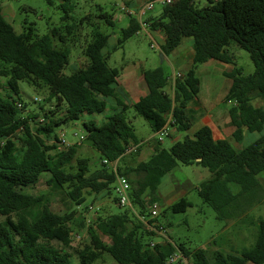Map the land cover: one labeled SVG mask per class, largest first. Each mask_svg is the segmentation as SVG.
Instances as JSON below:
<instances>
[{
  "label": "trees",
  "instance_id": "1",
  "mask_svg": "<svg viewBox=\"0 0 264 264\" xmlns=\"http://www.w3.org/2000/svg\"><path fill=\"white\" fill-rule=\"evenodd\" d=\"M55 1L46 0L50 6ZM194 1L164 4L158 17L145 22L150 30L164 34L163 55H169L183 39L191 38L195 52L193 68L182 78H176L173 97L165 91L170 79L161 67L144 71L148 93L131 106L119 98L120 72L108 65V55L104 53L109 35L94 31L84 50L88 63L70 75L65 73L71 56L67 37L77 26L71 15L75 8L71 0H60L65 31L54 28L36 39L31 38L33 28L17 33L5 18L0 3V216L4 218L0 220V264H74V255L79 264H96L104 260L105 254L118 264H168L177 252L191 264H264V219L258 221L257 239L250 249L241 254L217 250L210 257L203 248L191 249L169 240L152 244L145 236L155 233L144 225L150 216L147 203L158 202L155 195L161 180L180 164H198L209 170L210 178L199 184L197 193L213 208L219 221L237 219L264 202L263 181L259 178L264 173V134L236 150L227 140L216 141L211 128L204 126L193 138L186 136L168 149L158 142L147 161L122 172L109 171L106 164L90 172L87 158H77L75 168L72 161L78 144L66 149L58 146L62 143L58 127L105 113L108 98L116 102L117 111L102 123L95 119L83 121L86 140L103 161L114 163L130 149H139L140 141L126 115L130 108L155 133L168 123L185 132L189 128L185 122L186 104L200 93L197 66L211 60L232 63L233 56L227 50L232 41L249 53L255 67L247 76L237 68L225 74L231 84L224 101L235 103L229 109L233 135L239 141L244 128L251 133L263 132L264 0H208L200 8L195 7ZM101 17L107 25L115 24L108 14ZM142 28L141 21L131 17L118 44ZM2 78L7 80L4 88ZM21 81L47 87V99L55 103L56 110L45 113L42 120L37 114L27 113L18 100ZM256 100L263 104L255 105ZM43 174H49L48 183L54 190H68V199L75 205L85 203L86 189L96 194L109 191L114 189L117 176L135 175L136 179L129 182V197L139 215L134 218L128 210L98 217L86 225L84 218H75V212L57 211L43 195L23 191ZM115 201L118 203L117 197ZM191 206L186 198H181L169 209L184 213ZM76 228H86L88 240L81 249L72 246ZM102 236L110 242L106 243Z\"/></svg>",
  "mask_w": 264,
  "mask_h": 264
},
{
  "label": "rangeland",
  "instance_id": "2",
  "mask_svg": "<svg viewBox=\"0 0 264 264\" xmlns=\"http://www.w3.org/2000/svg\"><path fill=\"white\" fill-rule=\"evenodd\" d=\"M148 2L150 1L71 0V3L75 6L71 15L75 18L77 26L71 31V36L67 37V45L71 48V56L70 64L65 73L70 75L73 71L84 67L88 63L84 50L92 40L94 31L99 30L110 36L104 53L108 55V65L120 72L117 90L118 96L129 95L131 99L128 100L131 102V100L134 101L136 97L141 95L143 93L141 87L144 84H142L143 81L140 76L141 73L147 70L161 67L169 77V81H175L174 76L180 73V71L185 70H182L175 61H171L170 59L162 60L164 57L160 49L161 39L153 31L145 29L146 27L142 28L136 35L125 40L121 45L118 44L119 39H122L121 32L128 27L131 17H135L141 22H146L150 18L158 17L162 13L163 4L160 1L156 0L152 2V10L146 9ZM0 3L5 18L14 26L17 33L27 32L28 28H33L31 38L36 39L50 33L54 28H59L61 33L65 31L64 23L61 21L63 11L60 8V0H56L52 6L48 5L46 0H0ZM207 3L208 0L194 1V5L197 8L203 7ZM144 10L145 13L142 15L141 13ZM105 13L111 19L113 17L115 22L113 26L107 25L102 19L101 16ZM109 17L107 18L109 19ZM81 19H83V22L79 23ZM56 44L59 45L57 41ZM227 50L233 56V62L224 64V67H227L228 70L241 69L244 76L250 75L255 71L254 64L246 50L233 41L227 47ZM209 65H205L207 67L203 66V64L198 65L200 67L198 71L200 93L196 98L198 101L195 99L188 106L198 105L201 107L203 113L211 112L218 117H222L223 113H227L230 108V105L222 101V95L227 92L231 80L222 73L215 72L211 67L215 66L214 64L210 65V67ZM203 68L209 69V71H205ZM6 82V79H1L3 88L6 87ZM173 88L174 86L170 83L166 91L172 94ZM48 95L49 90L45 86L35 87L25 81L19 82L18 100L25 106L27 113L37 114L39 120H42L45 113L51 114L52 111L56 110L55 103L48 101ZM107 103L108 108L105 113L93 117L85 116L82 120L70 122L57 128L59 138L62 140V143L57 144L60 149H66L74 144H78L79 146L77 155L72 161L73 167L76 168L77 158H87L90 163V172L103 168V164L105 163L101 155L86 140L87 132L83 126V121L95 119L98 123H102L107 116L119 109L112 98H108ZM254 104L261 106L263 102L256 100ZM126 115L129 123L134 127L135 134L140 142L144 143L148 141L154 147L158 145V142H160L159 135L153 131L151 125L142 116L138 115L133 108L128 109ZM188 133L187 131L182 132L181 139L185 138ZM260 136V133L248 134V137L241 144L242 147L256 141ZM162 140L159 146L166 149L170 148L171 140L166 137H163ZM52 143L53 141L48 142L49 145ZM233 145L237 147L234 142ZM148 156L149 152H146V150L142 149L134 153L133 149H130L120 159L111 165H106H108L109 171L116 172L120 170L122 172L128 167H135L138 163L147 161L149 159ZM197 170L198 167L196 166L180 164L172 173L163 178L155 195L162 211L157 218L151 219L149 216L144 220V225L148 229H152L151 226H156V231L152 230L155 236H145V240L148 242L160 241L161 238L158 233L166 231L167 236L173 243L184 244L191 249L203 248L210 257L213 253L211 249L214 245V240H223L226 222L217 219L213 208L199 197L196 189L188 190L185 196H180L178 199L180 200L185 197L192 204L184 213L172 212L164 200L167 195H170L174 191L175 186H185L187 183L197 186ZM199 170L203 169L199 168ZM49 178V174H43L35 184L24 187L23 191L32 195H43L49 200L53 209L57 211L62 213L75 212V218L77 220L84 218L86 225L98 217H105L128 210H130L134 218H137L136 216L139 215V209L132 206V204L130 207L125 208L118 205L115 201L117 195L112 187L109 191L98 194L90 189H86L84 191L85 203L75 205L68 199L66 194L68 190H54L48 183ZM259 178L263 181L264 187V173ZM127 179L129 182H132L136 177L135 175H130ZM151 204L147 203V212H149ZM133 217L131 216L134 220ZM262 219H264V202L243 216L238 228L246 231L247 237L244 241L238 242L239 251L244 248L248 250L255 244L258 233V221ZM0 220H4V218L0 216ZM148 221L152 223L149 225ZM102 237L106 243L110 242L109 238ZM87 240L86 228H76V234L72 239V246L75 249H81L85 246ZM53 244L56 247H60L56 242H53ZM103 259V261H98L96 264H118L108 254H105ZM73 263L79 264L75 255ZM175 264L191 263L190 260L186 259L178 261Z\"/></svg>",
  "mask_w": 264,
  "mask_h": 264
},
{
  "label": "crops",
  "instance_id": "3",
  "mask_svg": "<svg viewBox=\"0 0 264 264\" xmlns=\"http://www.w3.org/2000/svg\"><path fill=\"white\" fill-rule=\"evenodd\" d=\"M145 29L150 30L149 27H147ZM153 32L161 39L160 40L161 41L160 46H162L164 44V42H165L164 34L161 31H159V30L153 31ZM186 39H188V40H186ZM160 49H161V47H160ZM194 55H195V52H194V48H193V40L191 38H185L178 45V47H176L169 55H163V57H164L163 61L166 60V59H170L171 61L177 62L179 64L180 68L182 70H185V71H180V74L185 76L187 74V72L193 68ZM211 63L215 65V66H211L215 70V72L222 73L224 76H226L225 75L226 73H229V72H231L233 70V69L232 70L231 69L228 70L227 67L223 66L224 64H222V63H220L218 61H214V60H211V61H209L207 63H204L203 66H205V65L208 66V64L212 65ZM210 65H209V67H210ZM207 66H205V67H207ZM199 69H200V67L197 66V68H196L197 76H198V73H199L198 72ZM203 69H205V68H203ZM205 71H209V69H205ZM140 77H141L142 81L144 82V83L142 82V84H144V86L141 87L142 90H143V93H141V95L136 97V99H134V101L131 100V102H130V100H128V99H131L130 98L131 96H129V95H127V96H123V95L119 96V98L122 101H124L126 104H128L130 106L133 105L135 102H137L140 98L144 97L148 93V88H147L146 83L144 81L143 73H141ZM170 83L172 84V86H174V80H172V82L169 81V84ZM230 84H231V82L228 85V89L230 87ZM166 88H168V86ZM166 88H165V91H166ZM228 89H227V91H228ZM119 91H120V89H119ZM226 94H227V92L222 95V101L224 103L230 105V108H231L233 105H235V103L234 102H225L224 98H225ZM169 95L171 97L174 96V88H173L172 94H169ZM196 100L198 101V99H196ZM192 101H195V99L187 102L186 109H185L186 110L185 111L186 112L185 113V122H187L189 124V128L186 130L187 132H189L187 134V136L193 138L195 133L199 129H201L204 126H209L211 128V130H212L213 137H214V139L216 141H218V140H227L232 145H233V142H234L237 147H235L234 145H233V147L236 150H242L245 147V146L242 147L241 144L244 142V139L248 137V134H253V133L249 132L246 128H244L243 129V138L241 140L237 141L235 139L234 135H233L234 127H233L231 119L229 117V110L227 111V113L226 112L223 113L222 117H218L216 114L211 113V112L203 113L201 111V107L198 106V105H194L192 107H189L188 105ZM189 109H190V113H189ZM170 121H171V116H170L169 122ZM169 124L170 123H168L167 126H166L167 129H168V131H167L168 133L164 137L169 138L171 140V145H172L176 141L181 140L182 132H179L175 127H172ZM254 133H257V132H254ZM260 134L262 136L264 134V130ZM253 142H255V141H253ZM140 144L141 145H140L139 149H137L138 151L136 150V148H133L134 153L139 152V151H141L143 149V150H146V152H149L148 158H150V156L155 151L154 145L150 144L148 141L144 142V143L140 142ZM171 145H170V147H171ZM190 166L198 167L197 174H196V179L198 180V185L195 186V185H192L190 183H187V184H185V186H181V185L175 186L174 191L170 195H167L165 197V199H164L165 200V204L168 207H170L172 204L177 202V200L180 198V196H185V194H186V192L188 190H191V189H196L197 190V188H198L200 183H202L203 181H205V180L210 178L211 173L206 168H203L202 166H200L198 164H194V165H190ZM199 168H202L203 170H199ZM172 172H170V173H172ZM162 180H161V183H162ZM161 183H160V185H161ZM160 185H159V187H160ZM159 187H158V189H159ZM243 216H245V215H242L241 217H239L237 219H234V220L225 221L226 224L224 226L225 231H224L223 240L222 241L214 240V245H213V247L211 249V252H215L217 250H220V251H224L226 253L241 254L244 250H246V248L241 249L240 251L238 249V242L241 241V240L244 241L245 238L247 237L246 231L240 230L238 228L239 223L242 222ZM158 234H159L161 240L157 241V242L151 241L152 244L162 243V242L168 241V240L170 241V238L167 236V232L166 231L160 232Z\"/></svg>",
  "mask_w": 264,
  "mask_h": 264
},
{
  "label": "built area",
  "instance_id": "4",
  "mask_svg": "<svg viewBox=\"0 0 264 264\" xmlns=\"http://www.w3.org/2000/svg\"><path fill=\"white\" fill-rule=\"evenodd\" d=\"M154 1H156V0H154ZM158 1H160L163 5L164 4L169 5V4L174 3L176 0H158ZM220 1H222V0H211V2H214V3H217ZM152 2L153 1L148 2V5L146 7L147 10L153 9ZM144 13H145V10L141 14L144 15ZM141 23H142L143 28L148 27L145 22H141ZM174 77L176 79V78H182L183 76L180 73H178ZM167 131H168V129H167V127H165L161 131L157 132L159 135V141L160 142H162L163 137L167 135V133H168ZM104 163L108 164V165L112 164L111 162H109L107 160H104ZM114 190H115L116 195H117L116 197L118 199V205L123 207V208L130 207L131 206V201H130V197H129L130 183H129L128 179L124 176H117ZM161 211H162V209H161L160 204L158 202H153L149 208L150 218L151 219L157 218L160 215ZM151 227L153 230H155L156 226H151ZM179 260H186V259L182 256L181 253L177 252L176 254H174L173 256H171L168 259V263L169 264H175Z\"/></svg>",
  "mask_w": 264,
  "mask_h": 264
},
{
  "label": "water",
  "instance_id": "5",
  "mask_svg": "<svg viewBox=\"0 0 264 264\" xmlns=\"http://www.w3.org/2000/svg\"><path fill=\"white\" fill-rule=\"evenodd\" d=\"M163 60V59H162Z\"/></svg>",
  "mask_w": 264,
  "mask_h": 264
}]
</instances>
